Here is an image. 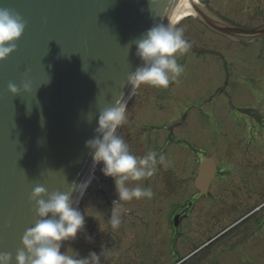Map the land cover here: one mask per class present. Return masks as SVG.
I'll use <instances>...</instances> for the list:
<instances>
[{
    "label": "water",
    "instance_id": "obj_1",
    "mask_svg": "<svg viewBox=\"0 0 264 264\" xmlns=\"http://www.w3.org/2000/svg\"><path fill=\"white\" fill-rule=\"evenodd\" d=\"M179 1L0 0V8L27 22L17 51L0 62V253H11L12 264L24 232L37 220L33 188L66 192L88 179L93 160L85 142L96 135L98 114L122 94L129 99L124 85L143 65L135 41L157 25L167 26ZM190 1L217 32L264 36V27L220 25ZM26 78L33 92L13 97L8 84ZM215 171L211 160L201 165L196 186L203 194Z\"/></svg>",
    "mask_w": 264,
    "mask_h": 264
},
{
    "label": "flooded vegetation",
    "instance_id": "obj_2",
    "mask_svg": "<svg viewBox=\"0 0 264 264\" xmlns=\"http://www.w3.org/2000/svg\"><path fill=\"white\" fill-rule=\"evenodd\" d=\"M199 24L202 28L197 31L193 29L194 25L185 29L184 38L189 42L190 48L184 55L177 56L178 63L184 67V72L181 73L179 78L188 82L195 81L203 87L215 88V95L207 104L209 106L207 107L208 113L203 115L204 121L207 120L212 125L221 127L220 138L239 137L252 140L249 144H246L244 140H242L243 143H237L230 155L229 153L225 155L227 158L223 157L222 160H219V163L217 162L218 171L210 185H264V180H262L264 171H262L263 175L256 179L257 176L249 170L253 157L264 165V76L257 77L255 74L253 65L255 59L250 58L251 54H243L247 58L238 56L240 51L237 43L240 42L236 43V41L217 34L204 23ZM229 24L248 28L240 23ZM209 35L218 42L216 45L219 43L220 45H227L231 52L223 53L215 47H210V45L214 46L215 44H211L212 41ZM205 36L208 38L205 39ZM227 59H230V63L233 64L229 66ZM234 62H236V66ZM256 69L258 70V68ZM259 81H261L260 91H254L255 94L258 92L260 95V98L256 99L255 109L250 111L241 110L240 104L237 103L240 98L237 100V96L243 93L246 88H255ZM168 89L170 93L167 95L177 99H179V93L183 90L184 95L187 97L182 98L187 103L188 97L195 94L198 88L197 86L179 85L178 82L173 81L169 84ZM232 94L234 97H231ZM157 97V95L153 96V100ZM147 99L148 97L144 102H140L141 104L138 107L132 108L135 103L130 104L128 112L131 108L145 119L132 118L123 138L129 144L130 151L134 155L142 157L148 151L154 150L158 154L163 153L166 156L168 166L166 168L160 166L153 176L154 186L158 188V192L161 194H157L159 196L154 198L156 199L153 201L156 202L154 205L148 203L149 206H154L153 213H144L146 220L139 215L140 220L137 223H132V229L126 226L125 219H123L124 215L121 213L122 223L117 230L118 234L121 235V240H119L117 249L122 251L126 248L128 244L126 234L130 238L132 233H139L143 234L142 240L137 238L134 246L140 248L139 242L142 241L143 245L148 244L149 247L145 246L148 248V253H154V249L157 250L162 244L160 238L162 232L168 234L170 242L177 240L186 232L195 239H202V243H207L218 236L211 245L228 241L232 244L231 246L236 244L243 246L245 249L249 248L247 245L259 232V229L264 230V219L260 218V215L264 213V202L261 201L259 204L254 205L253 201L252 204L250 203V197L247 195L238 199L227 195V192L222 190L227 195L226 201L221 206H217L211 192L208 196H203L197 192L195 190L196 178L199 166L205 159L196 155L198 160L196 162L191 161L188 166L177 164L179 162L178 155L183 153L184 148L191 152L192 156L196 152L194 144L187 141L188 135L183 128L186 127L187 114L181 116L177 113V110L179 111L183 106L179 109L176 108L174 121L171 123L172 127L170 129L166 130V127L156 129V134L147 135L143 133L144 124L151 117L147 108L150 103ZM217 102L226 105L222 116L220 114L221 108H219ZM223 102L225 103L223 104ZM243 121L246 123L245 128H242ZM226 171L230 172L229 176H226ZM106 185L108 187V198L113 200L117 194L112 178H107ZM183 197L185 199L180 201ZM171 202L174 203L172 204V206L175 205L174 208L171 206ZM144 205L141 206L145 207ZM131 208L134 207H123L121 212L131 213ZM167 215L169 216L167 217ZM146 230L149 232L147 239L145 238ZM263 234L261 232V235ZM133 239L135 238L133 237ZM198 244L193 245V247ZM128 248L130 246H127L126 251ZM231 251L235 252L234 250ZM251 252L250 250L248 254L250 255ZM160 254L165 255L162 251H160ZM169 256L170 253L167 254V258ZM232 256L230 255L231 259L227 258V263H233L234 258ZM208 257L209 255L205 257L206 263L203 262L204 264H209Z\"/></svg>",
    "mask_w": 264,
    "mask_h": 264
},
{
    "label": "rangeland",
    "instance_id": "obj_3",
    "mask_svg": "<svg viewBox=\"0 0 264 264\" xmlns=\"http://www.w3.org/2000/svg\"><path fill=\"white\" fill-rule=\"evenodd\" d=\"M199 2L202 8L207 9L209 12L215 14L216 16L224 17L230 23H240L242 26L247 27H256L264 24V0H199ZM182 23L183 24H180L179 26H177V28H183L184 32L185 29L191 28L192 25H194L193 29H195V31L202 28L199 24L202 23V21H199L198 18L195 19L193 17H190ZM206 38L208 37L205 36V39ZM213 39L214 37L211 38L212 42H210L211 44L215 45H210V47H215V49H219L220 52L223 53L231 52L227 45H220V43L216 45V43L218 42ZM238 47L240 51V54H238V56H241V58H247V56L243 54L251 53L250 58L255 59L253 61V65L255 67L254 72L257 77H263L264 71L262 70H264V39L258 40L256 41V43H253L251 45L239 44ZM227 60L229 66L233 64L230 63V59ZM234 63L236 66V62ZM256 68H258V70ZM175 82H178L179 85L197 86L198 89H196L195 94L188 97L187 103L185 102L184 98H182L187 97L184 95L185 92L183 90H181V92L179 93V99H177L175 97H172L171 95H167L170 93L168 87L154 88L147 85H142L138 93L136 94L134 100L135 105L132 106V108L140 106V102H144L146 97H148L147 101L150 104L147 106V108L150 111L151 117H149L148 121L144 124L145 127H143V133L152 135L157 133L156 129H164L165 127L166 130L170 129L172 127L171 123L174 121L173 119L175 117L176 108L179 109L181 108V106H183L179 111L177 110V113H179L181 116H186L187 114V122H185L186 127L183 128L188 135L187 141L190 144H194L196 152H194L195 155L192 156L191 152L184 148L183 153H179L178 155L179 162L177 164L179 166H188L191 161L196 162L198 160L196 155H199V157L202 159L203 157H206V160L210 159L215 163H219V160H222L223 157L227 158L225 156L227 153H229L230 155L231 151L237 143H243L242 140H244L246 144H249L252 141L241 139L239 137L218 138V132H215L212 127L209 126V124L211 123L207 120L204 121L203 114L208 113L207 107L209 106L207 104L212 99L213 95H215V88L203 87L197 84L195 81L188 82L180 79L179 77L175 80ZM260 86L261 81L256 84L255 88H246L244 89L243 93L237 96V100L240 98L237 103L240 104L241 110L250 111L255 109V106L257 105L256 99L260 98V95L258 93L260 91ZM254 91L258 92L255 94ZM156 95L158 96L157 99L153 100V96ZM231 97H234V95L232 94ZM224 103L225 102H223V104ZM217 104L219 108H221L220 114L222 116L224 114L223 111H225L226 105H222V102H217ZM132 118L145 119L142 118L137 111L135 112V110H131L130 108L127 114V123L122 125L118 132V134L122 137L124 136V134H126L128 129L127 126H129V124L131 123ZM245 124L246 123L243 121L242 128H245ZM241 133H243V131H241ZM175 138L177 139V137ZM223 140L225 141L223 142ZM102 167L103 165L100 164L97 168V170L99 171L95 173V177H97L99 181L96 180L93 182V179L91 180V185L89 186L87 194L84 196L83 203L79 209V211H81L82 213H87V216H90H86L85 229L83 232L78 234L76 240L63 242L61 252H64L70 246L73 250L77 251L81 257H87L90 252H96L99 255L102 249H106V255L102 258V264H175L174 262L178 259L180 254H190L194 250H191L193 245L198 244V242H202V239H195L192 235L186 232H184L183 236L177 238V241L173 240L170 242L168 234L162 232L160 235L162 244L157 250L154 249V253H148V244L143 245L142 241H140V248L138 246H134L135 240L137 238L142 240L143 234L132 233L130 235V238L127 236V234L125 235L128 241L127 246H130L127 251V246L122 251H119L118 249L114 250V239L111 240L106 232L107 220L110 219L112 210L102 205L104 207L103 208L96 202V196L99 189L101 191H104L106 189V185H97V182L99 184L100 182L103 183L102 180H105V177L101 173ZM249 170L257 176V179L260 178L261 175H263L262 171H264V165H262L259 160L257 161L253 157ZM229 174L230 172L226 171V176H229ZM262 180H264V178ZM153 181L154 179L153 177H151L139 182V184L144 188L151 187L153 196L150 199L144 198L141 200L122 202L120 208H129L130 206L134 207L131 209L135 210L138 215L146 220L144 213L147 214V212H149L152 214L154 209V206H149L148 203L154 205L156 203L153 202L156 200L154 198L159 196L157 194H160V192H158V188L154 186L155 184ZM136 183L138 182H130V186H134ZM183 188H185V186H183ZM222 190H225L227 192V195H231L238 199H241L247 195L250 197V203L252 204L253 201L254 205L259 204L261 201L264 202V185H212L210 192L213 195L214 202L217 206H221L226 201L227 195H225ZM117 198V196L116 198H113V200H111V204H113V201ZM183 200L184 198L180 199V201ZM143 204H145V207L141 206ZM172 204L174 203L171 202V206ZM174 206L172 207L174 208ZM168 216L169 215H167V217ZM261 217L264 219V213L260 215V218ZM261 232L264 233V230L259 229V232L251 239V242L247 245L249 246V248L245 249L244 252L242 251L243 254L231 251L233 250L232 248H230L232 244H230L228 241H224L212 247V251H202L195 258H192L189 264H192V262H194V264H198V262L200 261L205 262V257H207V255L211 253L215 256V264H264V234L261 235ZM148 234L149 232L146 230V239L148 238ZM89 236L93 239L92 243H89L87 240V237ZM133 237L135 239H133ZM242 247L237 248L236 251L243 249ZM250 250L252 252L249 255L248 252ZM160 251L164 252L165 255L162 256L160 254ZM222 252H224V254H222ZM168 253H170L169 258H167ZM230 254L233 255L232 257H234L233 263H227V258H230ZM219 255H222V257H219Z\"/></svg>",
    "mask_w": 264,
    "mask_h": 264
},
{
    "label": "clouds",
    "instance_id": "obj_4",
    "mask_svg": "<svg viewBox=\"0 0 264 264\" xmlns=\"http://www.w3.org/2000/svg\"><path fill=\"white\" fill-rule=\"evenodd\" d=\"M155 4V0H150ZM27 27L25 19L17 12L0 8V62L5 61L17 51V42L23 37ZM136 55L143 61L129 74L125 88H129L130 99L135 90L142 85L154 88H167L175 81L184 67L177 61L190 48L184 38L183 28L157 25L149 29L140 39L135 41ZM8 92L13 96L32 93L31 83L25 79L20 85L10 82ZM128 100L123 94L112 106L104 108L97 117L96 135L85 142L89 150L93 167L102 164L101 173L106 178H112L116 189L117 199L113 201V208L108 225L115 230L122 223L120 205L122 202L151 198V187L144 188L139 183L130 186V182H140L153 177L160 166L167 167L166 156L154 150L148 151L142 157L130 151L129 144L118 134L117 130L127 123ZM92 177L80 184H72L71 190L55 191L51 194L42 185L33 188L30 202L34 204L37 216L33 227L26 229L15 256V264H102L106 249L98 255L90 252L87 257L70 246L61 252L62 242L76 240L78 234L84 231L87 213L84 214L74 207L83 198ZM73 193L77 199H73ZM46 197V199L44 198ZM90 217V216H87ZM89 243L92 237H87ZM11 253H0V264H12Z\"/></svg>",
    "mask_w": 264,
    "mask_h": 264
},
{
    "label": "bare ground",
    "instance_id": "obj_5",
    "mask_svg": "<svg viewBox=\"0 0 264 264\" xmlns=\"http://www.w3.org/2000/svg\"><path fill=\"white\" fill-rule=\"evenodd\" d=\"M195 4H200L199 0H193ZM193 17L197 19V13L195 12L190 0H180L175 10L173 11L170 19V24L173 27H177L179 23H182L186 19Z\"/></svg>",
    "mask_w": 264,
    "mask_h": 264
}]
</instances>
